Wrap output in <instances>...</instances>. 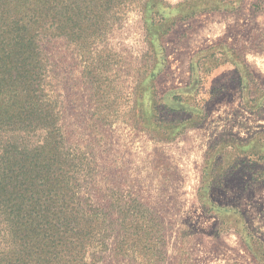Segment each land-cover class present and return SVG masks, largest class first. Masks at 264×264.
<instances>
[{
	"label": "rangeland",
	"instance_id": "374dc122",
	"mask_svg": "<svg viewBox=\"0 0 264 264\" xmlns=\"http://www.w3.org/2000/svg\"><path fill=\"white\" fill-rule=\"evenodd\" d=\"M123 2L92 51L43 42L97 264H264V0Z\"/></svg>",
	"mask_w": 264,
	"mask_h": 264
},
{
	"label": "trees",
	"instance_id": "16d2710c",
	"mask_svg": "<svg viewBox=\"0 0 264 264\" xmlns=\"http://www.w3.org/2000/svg\"><path fill=\"white\" fill-rule=\"evenodd\" d=\"M123 1L0 0V264H97L109 250V217L85 189L95 170L68 144L43 42L92 51Z\"/></svg>",
	"mask_w": 264,
	"mask_h": 264
}]
</instances>
